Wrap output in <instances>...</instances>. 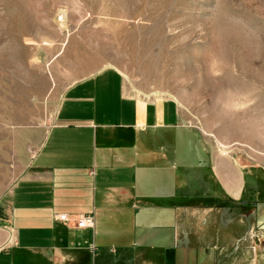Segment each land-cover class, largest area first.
<instances>
[{
  "label": "crops",
  "instance_id": "obj_1",
  "mask_svg": "<svg viewBox=\"0 0 264 264\" xmlns=\"http://www.w3.org/2000/svg\"><path fill=\"white\" fill-rule=\"evenodd\" d=\"M178 110L129 92L112 66L70 83L0 212V264H257L254 208L228 205L238 175L217 170Z\"/></svg>",
  "mask_w": 264,
  "mask_h": 264
},
{
  "label": "rangeland",
  "instance_id": "obj_2",
  "mask_svg": "<svg viewBox=\"0 0 264 264\" xmlns=\"http://www.w3.org/2000/svg\"><path fill=\"white\" fill-rule=\"evenodd\" d=\"M106 66L131 93L175 99L217 170L238 175L228 204L259 201L264 262V0H0V212L65 88ZM8 230L0 213V244Z\"/></svg>",
  "mask_w": 264,
  "mask_h": 264
},
{
  "label": "flooded vegetation",
  "instance_id": "obj_3",
  "mask_svg": "<svg viewBox=\"0 0 264 264\" xmlns=\"http://www.w3.org/2000/svg\"><path fill=\"white\" fill-rule=\"evenodd\" d=\"M259 201L258 200H253L251 202H248L244 199H239L237 201L235 200H231V202L228 204L230 209L235 210L237 212H244V211H249L252 208H254L253 210V215L256 214V212L259 210V208L261 207L259 205Z\"/></svg>",
  "mask_w": 264,
  "mask_h": 264
},
{
  "label": "built area",
  "instance_id": "obj_4",
  "mask_svg": "<svg viewBox=\"0 0 264 264\" xmlns=\"http://www.w3.org/2000/svg\"><path fill=\"white\" fill-rule=\"evenodd\" d=\"M58 217L65 221L73 220L75 225L81 226V227L89 226L93 224V215L91 213L81 214L78 217H73V216H70L66 212H62L58 214Z\"/></svg>",
  "mask_w": 264,
  "mask_h": 264
},
{
  "label": "bare ground",
  "instance_id": "obj_5",
  "mask_svg": "<svg viewBox=\"0 0 264 264\" xmlns=\"http://www.w3.org/2000/svg\"><path fill=\"white\" fill-rule=\"evenodd\" d=\"M79 227H81V226H79ZM83 227H85V226H83Z\"/></svg>",
  "mask_w": 264,
  "mask_h": 264
}]
</instances>
